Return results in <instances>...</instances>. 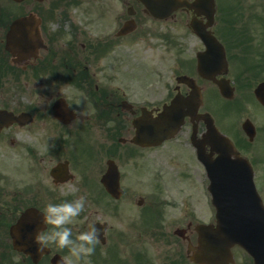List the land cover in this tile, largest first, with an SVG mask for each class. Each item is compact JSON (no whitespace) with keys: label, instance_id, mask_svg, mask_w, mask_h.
I'll use <instances>...</instances> for the list:
<instances>
[{"label":"flooded vegetation","instance_id":"flooded-vegetation-1","mask_svg":"<svg viewBox=\"0 0 264 264\" xmlns=\"http://www.w3.org/2000/svg\"><path fill=\"white\" fill-rule=\"evenodd\" d=\"M245 3V12L264 8L257 1ZM130 6L122 0H0V264H35L21 250L37 247L35 235L22 236L15 244L10 233L25 211L34 208L42 213L49 202L79 196L86 198L85 210L68 226L80 233L94 223L105 224L96 246H115L118 234L136 232L130 221L136 218L137 184L151 185L147 195L153 199L150 207L157 224L148 228L156 250L139 262L136 246H131L129 264H196L180 245L198 246L197 226L216 225L209 193L206 213L190 194L177 211L160 208L165 205V174L156 153L163 148H169L172 163L186 153L183 163L188 168L178 171L177 179L192 180L191 168L208 181L193 144L202 139L205 122L187 116L181 132L157 147L133 141L135 121L156 117L175 99L192 96L193 89L182 76L193 79L202 95L197 114L211 113L218 123L220 90L197 69V54L205 44L193 32L176 30L178 15L191 19L194 12L180 9L167 20L154 21L162 26L161 32L140 26L139 33L138 24L135 32L120 35L131 20ZM134 13L138 23L139 12ZM140 13L147 15L143 7ZM223 13L212 32L225 48L229 71L215 79L229 80L234 99L220 97L227 102L238 99L235 108L256 125L257 138L261 131L256 120L264 117V103L255 95L264 83V15ZM154 37L161 42L157 47L150 42ZM138 39L141 46L135 42ZM194 102H199L198 94ZM242 140L235 145L250 158L260 183L264 161ZM205 150L212 154L211 146ZM110 165L118 171L124 190L118 198L103 182ZM92 211L100 217L91 220L87 212ZM123 221L125 228L117 226ZM178 229L184 237L172 240L168 234ZM232 252V264H255L242 247L235 246ZM68 254L51 244L38 264H52L55 256Z\"/></svg>","mask_w":264,"mask_h":264},{"label":"water","instance_id":"water-1","mask_svg":"<svg viewBox=\"0 0 264 264\" xmlns=\"http://www.w3.org/2000/svg\"><path fill=\"white\" fill-rule=\"evenodd\" d=\"M152 11L158 9L166 13L156 16L164 17L170 11L180 7H191L206 14L209 20L214 16V0H197L191 5L187 0H141ZM161 3L156 6L151 4ZM211 22V21H210ZM195 32L203 34L193 23ZM205 42L210 40L212 48H218L219 53L212 56L208 52L199 56L201 70L205 66L220 64L226 66L224 52L219 43L213 37L205 38ZM211 45H209V48ZM215 60L211 63V60ZM184 112L177 114V118L167 119V114L161 115L154 120L148 129V138L153 143L173 136L183 123ZM209 142L213 150L219 154L216 160L206 156L200 147H198L199 159L207 167L209 179L211 181L210 191L213 194V203L218 210V227L205 228L203 233L207 237L201 242V252L194 253L192 260H199L207 264H227L228 250L236 244L243 245L256 257L258 264H264V207L258 196L254 181L252 168L247 160L239 158V154L234 147L218 135L217 129L212 122H209ZM248 125L244 128L247 131ZM144 130V129H142ZM147 132V131H146ZM145 132V134H146ZM252 137V135H250ZM225 140V141H224ZM228 142V143H227ZM36 217L35 212L28 211L20 222L13 227V235L17 237L19 230H27L30 227L29 218ZM200 231V229H199Z\"/></svg>","mask_w":264,"mask_h":264},{"label":"rangeland","instance_id":"rangeland-1","mask_svg":"<svg viewBox=\"0 0 264 264\" xmlns=\"http://www.w3.org/2000/svg\"><path fill=\"white\" fill-rule=\"evenodd\" d=\"M100 1H105V0H100ZM122 1H129L132 4H134L135 8L140 10V6H138V4L133 2V0H122ZM243 1H250V2L258 1L261 3V5L264 6V0H241V1L218 0L219 5L217 4V7L219 6L222 8L225 7L226 9H230V11L233 12L236 7H240ZM226 2H229V3H226ZM245 4L246 3H244V5ZM219 9L220 8H218V10ZM141 18H143L141 20L142 21L141 24L143 25L145 29H149V28L153 30L160 29L161 26H157L153 24L152 22L146 20V18H144L143 16H141ZM182 22H186V17L184 18L182 16V18L179 19V23L176 26V30L180 33L189 34L190 31L188 30V28L184 26V24H182ZM145 29H142V32ZM150 42L152 43L154 47H157L158 45L161 44V42L158 41L157 38L155 37L151 39ZM136 43L139 46L142 45V41H137ZM242 113L243 112H234V114L226 113L227 115H224L223 118L220 117L221 121L219 119L220 126H222L223 130H225V132L232 138L237 133V131L234 129L238 130V127L240 128V125L242 124L241 122L244 120V117L246 116V115H243ZM231 125H234L235 128L230 129ZM259 125L261 128V133H263L261 137L263 138L259 140V142L257 141L258 146H256L255 144V147L253 148V154L257 156L256 151L259 149L260 154L263 158L264 157V122H260ZM239 138H240V134H239ZM156 155L160 157L159 168L165 174V179H164L165 189H166L165 197L169 202L172 203V206L169 208H176V209L180 208L181 203L184 202L185 198H188L187 195L190 194L192 196L193 201L196 202L199 205V207L202 208V210L205 211L206 213L208 210V207L206 206L207 205L206 196H204L205 179H204L203 174L202 173L200 174L198 170H196L197 173H195L193 171L194 169L192 170L190 168V170L192 171V175H193L192 180L177 179L178 171L181 172L183 171V169L188 168V166L183 163L185 160L186 154H182L183 159L177 161V163L170 162L169 148H163L162 150L158 151ZM260 168H261L260 172H262L263 174V180L262 182H260V186H261L260 192L264 194V164H261ZM150 189H151L150 184H137V193H138L139 198L144 197L147 200V196H148L147 194L149 193ZM151 201H153V199L151 195L149 194L148 200L146 201L143 208L141 210L136 211V218L130 221V224H132L135 227L136 232L134 231L135 232L134 233L133 231L124 230L123 232H121L120 237H119V234L117 235L118 238L115 242V246L111 248H107L106 250L102 249V247H99L98 248L99 254H98L97 259H93L91 257L86 258L88 261V264H122L123 262L124 264H129V261H130L129 253H130L131 246L132 248H134L135 246H139L137 247L138 252H142L144 250L145 252L147 253L150 252L153 255V251L156 249L154 248L155 246H152L150 244L151 240L147 238L149 234L148 227L146 226L147 224L144 220H142V218H138L139 217L138 213L142 214L144 213V211L150 208ZM136 208L138 209V206H136ZM169 208L167 209L169 210ZM131 210H134V208H131ZM131 210H127L128 211L127 213H131L132 212ZM93 212L94 211L87 212V216L91 218V220H95L98 217H100L99 212H98L99 214L97 212L96 213H93ZM170 213H176V211H171ZM126 222L127 221H123L122 223L117 222V226L119 225L120 227L125 228ZM68 227L72 229L73 237L79 234L75 227H72V226H68ZM171 235L172 234H170V236ZM173 239L175 238L173 237ZM122 244L124 245V247L122 246ZM180 247L182 250L181 252L183 253L186 250V248L182 244L180 245ZM125 249L127 251L128 256L124 254ZM77 264H85V260L82 259L81 261L77 262Z\"/></svg>","mask_w":264,"mask_h":264},{"label":"clouds","instance_id":"clouds-1","mask_svg":"<svg viewBox=\"0 0 264 264\" xmlns=\"http://www.w3.org/2000/svg\"><path fill=\"white\" fill-rule=\"evenodd\" d=\"M86 198L79 196L72 201L61 203H47L43 209V224L34 237L37 251L43 252L49 245L54 244L60 249H67L68 255L62 257L60 264H77L82 259L88 264L86 258L95 252L99 239V230L93 225L89 230L82 231L73 238V232L68 225L85 210ZM50 226V228H49Z\"/></svg>","mask_w":264,"mask_h":264}]
</instances>
